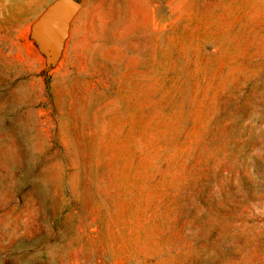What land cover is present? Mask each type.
Returning <instances> with one entry per match:
<instances>
[{
  "label": "rangeland",
  "instance_id": "rangeland-1",
  "mask_svg": "<svg viewBox=\"0 0 264 264\" xmlns=\"http://www.w3.org/2000/svg\"><path fill=\"white\" fill-rule=\"evenodd\" d=\"M0 0V264H264V0Z\"/></svg>",
  "mask_w": 264,
  "mask_h": 264
},
{
  "label": "water",
  "instance_id": "water-1",
  "mask_svg": "<svg viewBox=\"0 0 264 264\" xmlns=\"http://www.w3.org/2000/svg\"><path fill=\"white\" fill-rule=\"evenodd\" d=\"M79 8L76 0H61L44 17L42 26L49 46H54L65 32L67 21Z\"/></svg>",
  "mask_w": 264,
  "mask_h": 264
}]
</instances>
